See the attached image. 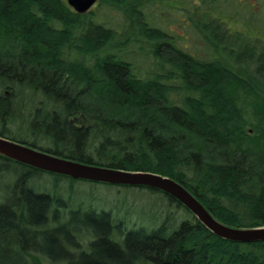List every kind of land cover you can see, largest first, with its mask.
<instances>
[{
    "label": "trees",
    "instance_id": "obj_1",
    "mask_svg": "<svg viewBox=\"0 0 264 264\" xmlns=\"http://www.w3.org/2000/svg\"><path fill=\"white\" fill-rule=\"evenodd\" d=\"M155 1L100 0L126 19L121 40L92 12L75 13L65 0H0V89L9 92L0 90V136L42 149L5 128V118L23 104L16 92L30 90L40 97H24L37 105L22 123L27 136L52 143L44 152L168 177L221 224L264 227V47L241 32L218 37L223 16L213 21L207 14L195 25L211 56L199 59L150 24L143 9ZM129 44L137 51L124 52ZM145 49L159 66L168 65L164 76H139L132 62ZM73 118L82 130H72ZM14 168L21 173L0 196V264H264V241L216 237L173 198L145 187L137 188L166 198L159 225L133 227L88 208L83 226L96 235L81 236L75 227L81 207L61 223L68 202L32 188L43 171L0 155V186ZM171 205L186 215L178 223Z\"/></svg>",
    "mask_w": 264,
    "mask_h": 264
},
{
    "label": "rangeland",
    "instance_id": "obj_2",
    "mask_svg": "<svg viewBox=\"0 0 264 264\" xmlns=\"http://www.w3.org/2000/svg\"><path fill=\"white\" fill-rule=\"evenodd\" d=\"M143 11L150 24L160 28L169 37H174L175 43L179 48L199 59L205 60L211 56V49L207 46L204 34L198 29L199 26L195 25L196 22H200L202 15L207 14V17L213 21L217 17L223 16V21L221 23L218 21L220 23L218 28L220 34H218V37L223 36L224 33L222 32L224 30L236 33L241 32V35H247L248 39L255 41L260 47H264V0H156L152 5H146ZM88 12L93 13L97 22L114 28L119 33V38L124 40V34H127L125 32L127 21L122 14L100 3V0H96ZM204 21H207V19ZM228 41L233 43L235 39L231 37ZM137 46L129 44L123 50L131 53L135 50L137 51ZM233 48L236 49V46L234 45ZM134 54L135 59L132 63L139 76L148 78L154 74L155 76H164L167 73L168 65L159 66L158 62L156 63L157 60L154 59L148 49H145L142 53L135 52ZM67 59L72 60V54H69ZM86 63L88 65L89 62L87 61ZM172 83L175 86L180 84L179 81H172ZM0 90L4 91L5 89ZM16 94L22 97L23 104L19 108L18 113L5 118V128L11 135H17L22 139H27L29 142L34 141L42 149H53L50 141L27 136L28 133L25 132L26 128H28L27 123H22L31 108L37 105V103L34 104L29 100L28 97L32 94L40 97V94L33 93L27 89L17 91ZM26 96H28L27 99L24 98ZM173 98L176 102H179L177 97L173 96ZM72 120V124L75 126L81 124L78 118H73ZM88 125V123H84L85 127ZM19 130H21V133L17 132ZM20 173V169H13L12 176L10 175L11 181H3L0 186V196H4V190H6L8 183L13 182ZM31 186L35 191L46 192L68 202L67 208L62 211L61 223L71 222L72 214L68 215L69 211L75 212L78 210L77 208L81 207L78 214L75 213L79 217L81 225L79 224L75 227L80 228L78 230L80 235L85 237L96 235L95 228L83 226L88 215V211H86L88 208L98 212L100 210L110 211L114 214L113 216L124 219L130 226H143L147 229L159 225L160 219L167 212L166 198L160 193L155 194L145 188L116 186L81 180L72 182L67 177L58 179L54 174L47 172L40 173L32 178ZM168 212L176 218V223L186 216L175 205H171L168 208ZM89 241V238L81 241L82 250L86 249ZM64 246L70 249L73 248L69 242ZM74 253L77 258L81 254L80 251H75ZM88 253L89 250L84 252L86 255Z\"/></svg>",
    "mask_w": 264,
    "mask_h": 264
},
{
    "label": "water",
    "instance_id": "obj_3",
    "mask_svg": "<svg viewBox=\"0 0 264 264\" xmlns=\"http://www.w3.org/2000/svg\"><path fill=\"white\" fill-rule=\"evenodd\" d=\"M78 14L89 11L96 0H65ZM0 155L22 165L74 180L126 187H145L162 192L184 206L196 220L216 237L232 242L254 243L264 241V227L237 229L219 223L204 206L180 183L158 174L125 171L89 165L62 158L33 147L0 137Z\"/></svg>",
    "mask_w": 264,
    "mask_h": 264
},
{
    "label": "flooded vegetation",
    "instance_id": "obj_4",
    "mask_svg": "<svg viewBox=\"0 0 264 264\" xmlns=\"http://www.w3.org/2000/svg\"><path fill=\"white\" fill-rule=\"evenodd\" d=\"M4 94H5L6 96H8V95H9V92H8V91H4ZM75 119H76V118H75ZM72 122H73L72 119H69V120H68V123L72 125V130H74V131H79V130H82V129H83V128H81L80 125H79V126H75L74 124H72Z\"/></svg>",
    "mask_w": 264,
    "mask_h": 264
},
{
    "label": "bare ground",
    "instance_id": "obj_5",
    "mask_svg": "<svg viewBox=\"0 0 264 264\" xmlns=\"http://www.w3.org/2000/svg\"><path fill=\"white\" fill-rule=\"evenodd\" d=\"M1 137V136H0ZM4 138V137H3ZM8 139V138H7ZM11 140V139H10ZM13 141V140H12ZM31 147V146H30ZM36 150H38V149H36ZM39 151H41V150H39ZM44 152V151H43ZM50 154V153H49ZM53 155V154H52ZM74 180V179H73ZM173 180V179H172ZM176 182V181H175ZM178 183V182H177ZM183 186V185H182ZM184 187V186H183ZM185 188V187H184ZM216 220V219H215ZM220 223V222H219ZM238 229V228H237ZM237 243H241V242H237Z\"/></svg>",
    "mask_w": 264,
    "mask_h": 264
}]
</instances>
